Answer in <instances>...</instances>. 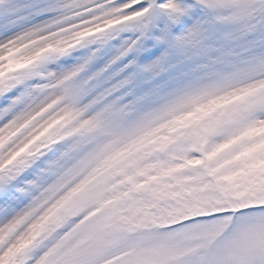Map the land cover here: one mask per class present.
<instances>
[{
  "label": "snow or ice",
  "instance_id": "1",
  "mask_svg": "<svg viewBox=\"0 0 264 264\" xmlns=\"http://www.w3.org/2000/svg\"><path fill=\"white\" fill-rule=\"evenodd\" d=\"M0 264H264V0H0Z\"/></svg>",
  "mask_w": 264,
  "mask_h": 264
}]
</instances>
